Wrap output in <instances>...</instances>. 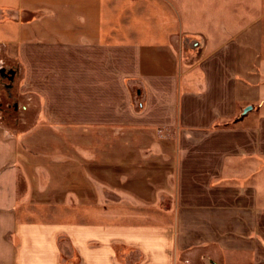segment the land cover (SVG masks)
<instances>
[{
    "label": "crops",
    "instance_id": "1",
    "mask_svg": "<svg viewBox=\"0 0 264 264\" xmlns=\"http://www.w3.org/2000/svg\"><path fill=\"white\" fill-rule=\"evenodd\" d=\"M247 1L190 49L145 3L115 24L101 0H0V78L34 110L0 119V264H264L262 177L236 181L264 164Z\"/></svg>",
    "mask_w": 264,
    "mask_h": 264
},
{
    "label": "rangeland",
    "instance_id": "2",
    "mask_svg": "<svg viewBox=\"0 0 264 264\" xmlns=\"http://www.w3.org/2000/svg\"><path fill=\"white\" fill-rule=\"evenodd\" d=\"M90 3L85 2L86 6H90L92 9L98 7L99 0H89ZM104 4L105 11L110 12L118 9L121 14L117 17L109 15L107 23L119 24L124 22V19L132 12L134 2H138L142 5L145 3L155 8L156 22L162 25L166 20L170 19L171 24L174 28L181 29V35L190 32L193 35H188L185 38V43L192 49L193 42L196 43L195 36L197 33H204L205 35H211L213 30H220L222 26H227L231 23V28L241 26L239 17L242 16L243 9L247 0H231V21L229 20L227 0H101ZM249 2H255L256 0H248ZM247 1V2H248ZM149 2V4H148ZM165 2L169 9H167ZM73 6L75 8H81L84 6V0H73ZM122 6V8H121ZM70 7L72 5L70 4ZM171 10V11H170ZM132 15V14H131ZM247 20V19H246ZM137 21H135L136 23ZM147 21H142L138 24H144ZM167 23V21H166ZM137 24V23H136ZM225 24V25H222ZM162 30V27L160 28ZM162 32V31H161ZM1 35V34H0ZM3 37V34L1 35ZM23 81V80H21ZM63 81V80H62ZM66 83V81H63ZM5 86L9 87L8 89ZM18 79L12 76V79L2 80L0 78V119L6 121L9 125L14 127L17 123L25 129L31 126L32 118L34 116V110L32 106L29 110H25L22 101L20 100L17 92ZM19 104L18 111L15 109V105ZM256 114L257 109L254 111ZM14 129V128H13ZM16 129V128H15ZM252 174L247 181L245 178L237 179L236 181L240 184L247 182H255L256 178L262 177L257 187L259 188L261 195L264 196V164L260 168L254 167L251 171Z\"/></svg>",
    "mask_w": 264,
    "mask_h": 264
},
{
    "label": "water",
    "instance_id": "3",
    "mask_svg": "<svg viewBox=\"0 0 264 264\" xmlns=\"http://www.w3.org/2000/svg\"><path fill=\"white\" fill-rule=\"evenodd\" d=\"M253 110V108L252 107H248V108H246L245 110H244V112H243V115H247L250 111H252Z\"/></svg>",
    "mask_w": 264,
    "mask_h": 264
},
{
    "label": "trees",
    "instance_id": "4",
    "mask_svg": "<svg viewBox=\"0 0 264 264\" xmlns=\"http://www.w3.org/2000/svg\"><path fill=\"white\" fill-rule=\"evenodd\" d=\"M239 120H240V118L236 119L235 122H237V121H239Z\"/></svg>",
    "mask_w": 264,
    "mask_h": 264
},
{
    "label": "flooded vegetation",
    "instance_id": "5",
    "mask_svg": "<svg viewBox=\"0 0 264 264\" xmlns=\"http://www.w3.org/2000/svg\"><path fill=\"white\" fill-rule=\"evenodd\" d=\"M17 107V104L15 105V108Z\"/></svg>",
    "mask_w": 264,
    "mask_h": 264
}]
</instances>
